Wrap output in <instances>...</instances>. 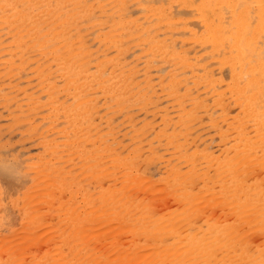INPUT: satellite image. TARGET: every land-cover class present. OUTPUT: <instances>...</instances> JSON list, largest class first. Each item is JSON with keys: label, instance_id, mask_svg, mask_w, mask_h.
Returning <instances> with one entry per match:
<instances>
[{"label": "bare ground", "instance_id": "bare-ground-1", "mask_svg": "<svg viewBox=\"0 0 264 264\" xmlns=\"http://www.w3.org/2000/svg\"><path fill=\"white\" fill-rule=\"evenodd\" d=\"M1 102L38 150L0 162V264H264V0H0Z\"/></svg>", "mask_w": 264, "mask_h": 264}, {"label": "rangeland", "instance_id": "rangeland-1", "mask_svg": "<svg viewBox=\"0 0 264 264\" xmlns=\"http://www.w3.org/2000/svg\"><path fill=\"white\" fill-rule=\"evenodd\" d=\"M2 102L0 103V162H2V159H3V162H6V160L7 161H12V162H15L14 161V159L13 158H15V157H21V156H26V155H29V154H31V155H34L35 154V152L38 150V148H37V146L34 144V143H32L31 142V139L28 137V135L25 133V132H23L20 128H18V127H15V126H12L13 124H10L12 121V117H11V115L9 114L10 113V111L13 109V107H12V109H11V107H10V109H8L9 108V106H13V104L12 103H8V104H2ZM8 107V108H7ZM12 112H13V110H12ZM141 116H142V114H141ZM141 116H140V118H141ZM143 117V116H142ZM138 118H139V116H138ZM16 128V129H15ZM20 129V130H19ZM21 131H22V133H21ZM23 136H25V137H23ZM122 141H123V144L124 145H126L127 143H128V137L127 136H124L123 138H122ZM214 149H216V142L214 141L213 142V146H212ZM119 148V150H122L123 149V146L121 147H118ZM12 153V154H11ZM28 153V154H27ZM19 154V155H18ZM8 162V163H9ZM144 167H146V169H144ZM133 172L134 173H136L137 171H135V169H133ZM162 172H163V170H161L159 167L157 168L156 167V165L155 164H152V163H148L147 164V166L146 165H144L143 166V168H142V171H141V169H140V173H141V175L142 176H147V181H145V179H144V181H145V185L147 184L146 182H148V181H151L150 183H154V184H156V186H159V184H158V182H156L155 183V181L157 180H159L158 178H160L161 177V174H162ZM90 173H92V174H90ZM84 174L86 175L87 174V176H85V178L83 177L84 175H83V173L82 174H80L79 175V177H78V179L77 180H75V182H76V184H78L80 187L82 186V187H84L85 185H87L85 188H87L88 190L90 189V190H94V191H96L99 187H97L96 188V186H99V184H100V187L102 186V185H104L105 186V182H107L108 181V179H107V176H108V174H107V172H103V173H100V174H103L102 176H104L103 178L102 177H100L101 179H104V181H102L101 179H100V181H97L98 180V178H97V180L95 181V180H93L94 179V177L95 176H97V175H99V174H97V172H96V174L97 175H95V172L93 171H87V172H84ZM90 174V175H89ZM107 174V175H106ZM105 175H106V178H105ZM93 176V177H92ZM84 178V179H83ZM92 178V179H91ZM43 179V178H42ZM81 179V180H80ZM149 179V180H148ZM43 180H45V178L43 179ZM43 180H41V177L39 178V180L37 179L36 181L38 182H43ZM47 180V179H46ZM91 180H93V182L91 181ZM110 180V179H109ZM83 181L85 182V183H83ZM87 181H89V183H87ZM142 181V180H141ZM140 181V182H141ZM143 181V182H144ZM45 182V181H44ZM78 182V183H77ZM110 181H108L107 183H109ZM95 184V185H92V184ZM149 183V184H150ZM40 184V183H39ZM39 184H37V186H40L41 187V185H42V189H43V187H45L46 185L44 184V183H41V185H39ZM85 184V185H84ZM139 185H140V183H138ZM158 184V185H157ZM45 185V186H44ZM135 185H136V183H135ZM138 185V186H139ZM148 185V184H147ZM36 186V187H37ZM93 186V187H92ZM133 187H135V188H132V189H134V192H136V193H133L134 194V197L135 198H137V196H139V194H140V192L143 190V192H144V190H146V187L147 186H145L144 187V185H140L138 188L139 189H141L140 191L138 190V191H136L135 189H138V188H136V186H134V184L132 185ZM141 186H143L144 188H142ZM150 186H151V184H150ZM3 187H5V186H3ZM40 187H37L38 189H35V187L33 188V189H35V191L36 190H38L36 193H38L39 192V190H41V189H39ZM141 187V188H140ZM149 187V186H148ZM152 187H154V186H152ZM151 187V188H152ZM160 187L161 186H159V188L158 187H154V189H156V190H158V189H160ZM164 188L162 189V191H159L158 190V192L156 191V190H154V189H152V191H150L149 192V190L150 189H148L146 192L147 193H145L144 192V194H146L145 195V198H146V196H148V198L150 199L151 198V206H153L154 208H152L154 211H155V209H156V211L159 209V210H161V209H163V210H166V209H168V208H171V206L173 205L174 206V204H175V200L173 199V195L171 194V192L169 191V193H168V188L167 187H165V186H163ZM96 188V189H95ZM162 188V187H161ZM4 189V188H3ZM131 189V188H130ZM166 189H168L167 191H166ZM164 190V191H163ZM4 191H6V190H4ZM34 190H32L31 192H33ZM132 192H133V190H131ZM153 191H154V193H153ZM166 191V192H165ZM41 192V191H40ZM39 192V193H40ZM79 194H78V193ZM77 192H75L74 193V198H76V200H78V201H80L81 203H82V198H83V194H82V192L81 191H77ZM129 192H130V190H129ZM131 192V193H132ZM35 192H33L32 194H34ZM39 193H38V195H39ZM149 193H153L152 195H150ZM141 194H143V193H141ZM140 194V195H141ZM144 194L143 195H141V197L142 198H144L143 196H144ZM165 194L167 195V196H165ZM170 194V195H169ZM37 195V194H36ZM38 195H37V198H36V200H35V204L37 203V201H39V197H38ZM75 195H76V197H75ZM151 196V197H150ZM172 196V197H171ZM78 197V198H77ZM147 198V199H148ZM175 198V197H174ZM38 199V200H37ZM138 199V198H137ZM139 199H140V197H139ZM148 199V200H149ZM171 199L174 201H172L171 202ZM41 200V202H38L37 203V206L35 205L33 208H34V210H36L35 212H37V213H39V212H44L43 211V209L45 208V205H43V203H45V202H42L43 200L42 199H40ZM141 200V199H140ZM145 200V199H144ZM147 200V201H148ZM2 203L0 204V214L1 215H3L4 217L6 216V214H7V210L9 209V208H11L10 210H12V204H10V202H8V203H5V201L3 200H0ZM101 199H97L96 200V202H95V204H94V207L95 206H97L98 205V207H101ZM149 202V201H148ZM34 205V204H33ZM88 204H86V205H84V206H82V208H84L85 206H87ZM150 205H149V203H148V206H147V209L149 210V207ZM205 206V205H204ZM207 206V207H206ZM205 207H206V211H209L210 209L209 208H211V205H210V207H209V204L208 205H206ZM94 207L93 208H91V209H93V210H95L94 209ZM97 207V208H98ZM164 207H167V208H165L164 209ZM204 207V208H205ZM80 209V214L81 213H83V214H81V216L82 217H84L85 215L84 214H88V212L91 210L90 208H89V206H87V207H85V208H87V210H88V212H87V210L86 209ZM89 208V209H88ZM96 208V209H97ZM41 210V211H40ZM45 210V209H44ZM83 210V211H82ZM93 210H91L90 212L91 213H93L92 211ZM98 210V209H97ZM153 210H151L150 209V211L152 212ZM158 210V211H159ZM162 210V211H163ZM155 211V212H156ZM153 212L154 214H152V215H155V214H158L159 212H161V211H159V212ZM3 212H6V213H3ZM89 212V213H90ZM41 214H43V215H45L44 213H41ZM151 214V213H150ZM84 215V216H83ZM88 216V215H87ZM100 217L103 219H105L106 217L108 218V215H106V217L102 214V216H101V214H98V217H97V219H98V222H100ZM114 218V219H113ZM4 219V218H3ZM3 219H2V224L3 225H8L7 224V220H8V218H6V219H4V221H3ZM108 219H113V220H117V218L116 217H112L111 216V218H108ZM107 219V220H108ZM106 219L105 220H103L105 223H107L106 224V226H104V225H102V224H105V223H101V222H103V221H101L99 224H97V222H96V219L93 221V224L95 223V224H97L96 226H92L91 225V229H95L97 226H98V229H99V227H100V224L102 225V227L104 226V227H106V229H102V227H100L101 228V230H96V231H94L93 232V230H92V233H99V234H95V235H97V236H99V237H97V239H99V241H108L109 239L111 240V238L110 237H112V240H120V242L122 241H125V242H128L130 239L131 240H136V235L133 237H129V235H132V233H133V231L131 230V229H129V228H127V227H125L124 228V230L123 231H121V232H119V229L117 230L116 228H117V225H119L120 223H118V224H116L117 222H119V220L115 223L114 221L112 222V220H109L108 222H106L107 221ZM46 222V221H45ZM45 222H43L42 221V223H45ZM85 222V223H84ZM83 223L84 224H87V220H85ZM2 224H1V222H0V226H2ZM45 224H48V222L47 223H45ZM44 225V224H43ZM120 226V225H119ZM123 227V226H122ZM122 227H120V229L122 228ZM119 228V227H118ZM115 229V230H114ZM130 230L131 231V233L129 232V231H127L126 232V230ZM116 230L118 231V234H117V232H116ZM122 230V229H121ZM99 231V232H98ZM115 232V234H114V232ZM123 232H125V233H123ZM113 234V236L114 237H116V238H114L113 236H111ZM117 234V235H116ZM116 235V236H115ZM128 236V240L126 239H124L125 237H127ZM96 237V236H95ZM114 238V239H113ZM120 238H123V239H120ZM42 240H41V242L42 243H37V245L38 244H40L41 246H39L38 245V247H37V245L36 244H34V245H36V246H30V247H27L28 249H26V250H28V251H30V252H32V250H34V249H36V247L38 248V249H42L43 247H46L45 245L47 244V246H49L48 244L49 243H51L52 242V240L53 239H50V240H46L48 243H44V242H46L44 239V237L43 238H41ZM118 240V241H119ZM17 241V240H16ZM98 242V241H97ZM99 243V242H98ZM97 243V244H98ZM33 247H34V249H33ZM30 249V250H29ZM29 263V261L28 260H26V259H21V260H19V261H17L16 262V264H28ZM30 264H32V263H30ZM52 264H67V262L66 261H53L52 262Z\"/></svg>", "mask_w": 264, "mask_h": 264}]
</instances>
